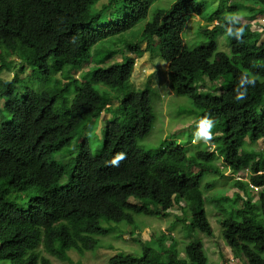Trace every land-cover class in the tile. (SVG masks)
Masks as SVG:
<instances>
[{
  "label": "trees",
  "instance_id": "obj_1",
  "mask_svg": "<svg viewBox=\"0 0 264 264\" xmlns=\"http://www.w3.org/2000/svg\"><path fill=\"white\" fill-rule=\"evenodd\" d=\"M97 1L0 0V260L54 264L51 254L69 261V250H91L108 233L102 219L126 221L134 234L140 227L135 225L136 216H167L182 199L185 205L177 220L187 224L190 239L184 246L171 235L167 244L165 233L155 237L158 248L137 238L141 256H115L110 264H207L199 233L214 232L206 210L210 200L223 213L222 235L233 255L242 264H264V148L253 146L264 141V111L260 112L264 39L263 31L234 17L240 9L264 14V0H251L252 4L218 0L211 8L205 0H174L145 23L142 39L149 50L157 39L159 56L168 63L171 89L191 96L214 122L211 139L204 142L215 144L216 151L192 150L174 141L158 154L139 145L152 130L156 115L149 87L135 89L132 84L134 57L124 55L123 61L104 65L115 51L100 49V65L83 74L82 81L71 75L84 61L94 60L92 51L100 42L146 19L156 0H106L94 9ZM113 7L119 8L120 20L103 24L107 12L113 15ZM194 15L217 23L211 28L200 26L205 42L191 48L183 32ZM219 33L225 36L229 52L218 48ZM135 48L132 43L125 46L143 53ZM12 56L34 75L35 67L41 68L45 75L40 78L63 73L65 81L56 80L37 91L15 78H3L4 70L14 69ZM222 78L227 85L218 93L198 88L200 79L208 88L207 82L211 87ZM96 84L112 88L118 104L107 107L111 96L96 89ZM104 109L112 113V120L103 126L101 153L93 156L83 140L74 159L57 160L56 155L81 133L84 120ZM197 144L191 141L190 146ZM121 153L125 158L114 166L111 161ZM219 155L222 168L216 164ZM227 168L236 174L250 170L248 180L235 179L238 191L230 197L226 193L206 197L205 190L214 184L202 187L204 172L226 178ZM64 175L65 186L60 182Z\"/></svg>",
  "mask_w": 264,
  "mask_h": 264
},
{
  "label": "rangeland",
  "instance_id": "obj_2",
  "mask_svg": "<svg viewBox=\"0 0 264 264\" xmlns=\"http://www.w3.org/2000/svg\"><path fill=\"white\" fill-rule=\"evenodd\" d=\"M174 0H156L151 6L148 17L140 21L131 30L119 34L118 36L109 38L107 41L100 42L94 47L92 55L94 60L84 61L81 64L80 69H74L71 75L78 77L79 80L83 78V74L87 75V72L92 67L100 64L98 59V50L103 51H115L114 55L105 61L104 65H109L117 61H122L124 55L134 57L136 60L132 82L135 88L142 89L145 86H149V91L152 99V105L154 107L156 119L152 130L148 135L139 140V145L150 154H158L169 142H182L188 144V148L192 150L205 149L207 144L204 142L206 139L201 135V122L205 119H209L206 113L200 106L193 102V99L189 95H180L170 89L168 78V63L162 60L159 56L158 46L156 45L157 39L153 42L151 50L147 47V40L142 39V31L145 23L152 18L155 12L165 11L169 8ZM201 2H204L200 0ZM207 8L212 6L216 7L218 0H205ZM237 1V0H235ZM245 4H252V1L239 0ZM106 2V0H98L94 9H99ZM211 3V4H209ZM247 9H240L235 13V19L241 23H249L253 29H258L262 32V39H264V14H254L246 11ZM113 15H109L107 12L102 20V23L107 25L113 22V19L120 20L118 14L119 8H112L110 10ZM217 19H214L211 23H207L198 15L192 16L184 29L183 37L185 43L193 48L199 46L205 42V37L201 35L200 26L206 25L211 28ZM132 43L135 49H141L143 53L139 55L137 51L127 50L125 46ZM218 48L229 52L230 48L227 45V41L223 34L217 35ZM127 48V47H126ZM14 60L15 66L13 71L2 72V77L8 80L15 78L16 81H22L24 84L34 87L35 90L40 91L45 87H50L56 80L65 81L63 73H53L40 78V75H45L41 71V68L35 67V74L28 65L22 66L19 64L20 60L15 56L11 57ZM52 71V70H51ZM37 79H36V78ZM40 78L41 80H39ZM204 78V77H202ZM201 78V79H202ZM199 80L198 88L200 90L211 89L213 93H218L226 87L229 82L228 76H226L227 82L222 79H218L214 82V85L207 82L208 88L204 87L205 84ZM2 105L4 100H1ZM115 105L117 100L114 99L110 102ZM264 111V108H260V112ZM110 114L103 112L99 117L86 118L82 127L81 133L73 140L72 144L68 148H64L57 155L56 159L62 162H68L74 159L77 155L78 148L74 151L76 142L87 141L89 149L93 156H98L101 153L102 148V128L105 123V119L109 118ZM111 120V119H109ZM80 136V137H79ZM79 137V138H78ZM192 142H199L197 147L190 146ZM204 142V143H203ZM212 145V144H211ZM213 146V145H212ZM255 150H261L264 148L263 139L258 140L256 145H253ZM214 147V146H213ZM71 153V155H69ZM65 157V159H63ZM219 167H222L223 160L219 158L216 161ZM192 170H197L196 168ZM249 171L244 174L243 179L248 180ZM224 177L217 176L211 171H205L203 174L202 187L204 188L207 182L214 184L213 189H206L205 195L209 197L212 194L226 193L228 197L238 191V188L233 185L235 177L231 175L229 170H225ZM62 185L67 184V175L62 176L60 179ZM254 194H257V190L253 189ZM242 193V191H240ZM134 203H138L136 199H130ZM206 210L208 217L213 226V234L200 232L199 236L203 240V244L208 256L207 264H242V262L236 258L231 248L226 244L221 227V217L223 213L215 206L213 201H206ZM175 205L169 210L167 216H152V215H138L136 216L135 225L140 227L131 233V226L126 222H113L102 219L101 224L107 229L106 235L100 236L99 242L91 250H87L83 253H78L74 250H69L68 255L71 259L69 261H61L55 256L49 254L54 264H110L109 259L119 255L136 254L142 255V249L137 238L144 242H147L151 247L158 248V242L155 237L161 236L165 233L166 243L172 240V237L178 239L180 246H184L185 243L190 240L187 236L188 228L186 223L181 220H177V216H182V207L185 202L177 200ZM242 201H238V205L241 206ZM46 253V252H44ZM48 256V255H46ZM0 264H11L8 260H0Z\"/></svg>",
  "mask_w": 264,
  "mask_h": 264
},
{
  "label": "clouds",
  "instance_id": "obj_3",
  "mask_svg": "<svg viewBox=\"0 0 264 264\" xmlns=\"http://www.w3.org/2000/svg\"><path fill=\"white\" fill-rule=\"evenodd\" d=\"M155 3V2H154ZM153 3V4H154ZM107 41V40H106ZM135 59V58H134ZM124 60V59H123ZM122 60V61H123ZM117 62H121V61H117ZM135 64H136V60H135ZM100 65V64H99ZM96 66H98V65H96ZM95 67V66H94ZM134 68H135V65H134ZM80 69V68H79ZM93 69V67L91 68V69H89V71L90 70H92ZM89 71L87 72V74L89 73ZM133 73H134V69H133V72H132V77H133ZM75 77V76H74ZM132 77H131V81H132ZM76 78H78V77H76ZM168 78H169V75H168ZM84 79V77L80 80V81H82ZM216 82V81H215ZM132 84H133V82H132ZM169 84H170V80H169ZM134 86V85H133ZM94 87L96 88V89H98L100 92H106L107 94H109L110 96H111V98H109V100H108V104H107V107H109V106H116L117 104H118V100H119V98H116L115 97V94H116V92L112 89V88H109V87H106L105 85H103V84H96V85H94ZM145 87H149V86H145ZM145 87H143L142 89H144ZM134 88H135V86H134ZM135 89H139V88H135ZM170 89H171V87H170ZM172 90V89H171ZM173 91V90H172ZM238 99H240L241 97H237ZM114 99H116L117 100V103L115 104V105H113V104H111L110 102L111 101H113ZM4 100V99H3ZM2 104V103H1ZM103 112H106V113H108V114H110V117L109 118H107V119H105V123H106V121L107 120H109V119H111L112 120V113L111 112H109V111H106L105 109L97 116V117H99ZM94 118H96V117H94ZM104 123V124H105ZM104 126V125H103ZM214 126V122L212 121V120H210V119H205L204 121H202L201 122V135L205 138V139H211V131H210V129L212 128ZM103 129V128H102ZM102 135V134H101ZM80 137V136H79ZM78 137V138H79ZM192 141V140H191ZM79 141H77L76 142V145L74 146V151L78 148V145H79ZM193 143H195V142H193ZM198 144H200V141L199 142H197ZM207 144V147L206 148H208V149H210L211 151H216L215 150V144H212V143H210V142H208V143H206ZM214 146H212V145ZM125 158V156H124V154H118L112 161H111V163L114 165V166H118V163H119V161H121L122 159H124ZM219 158H221V159H223L222 158V156L221 155H219V157L218 158H216V161L219 159ZM222 167H224V165L222 164L221 165ZM221 167V168H222ZM226 170H229L230 172H231V175H233V177H235L236 179H243V177H244V174L246 173V171L248 172L249 171V173H250V170H246V169H243L242 170V172H240V173H238V174H236V173H233L232 172V170H230L229 168H227ZM264 172V171H263ZM255 190H258L256 187H255ZM182 200V199H181ZM181 200H180V203H181ZM185 205V204H184ZM184 207V206H183ZM111 259V258H110ZM109 259V260H110Z\"/></svg>",
  "mask_w": 264,
  "mask_h": 264
}]
</instances>
